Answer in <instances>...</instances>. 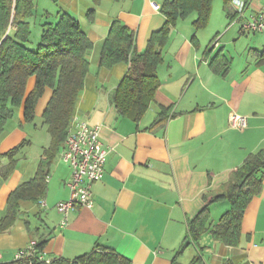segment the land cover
Returning a JSON list of instances; mask_svg holds the SVG:
<instances>
[{"label":"crops","instance_id":"0c3cea01","mask_svg":"<svg viewBox=\"0 0 264 264\" xmlns=\"http://www.w3.org/2000/svg\"><path fill=\"white\" fill-rule=\"evenodd\" d=\"M32 1L31 15L25 18L30 31L36 10ZM152 1L162 4V0H48L50 7L43 8L41 27L66 13L78 21L93 45L73 117L99 126L100 139L110 151L102 178L91 185L92 207L75 206L66 226H60L56 210L69 198L71 169L60 159L62 148L45 167L44 205L24 198L12 209L11 193L37 175L50 143L49 137L39 154L30 158H18L19 149L13 170L4 174L9 164L4 155L31 144L21 130L26 123L22 106L14 110L0 134L1 264L14 261L17 251L31 241L43 242L39 254L49 262L112 250L131 264H189L195 256L205 264L225 260L264 264V177L260 193L244 211L237 246L215 241L209 232L197 242L188 238V222L204 208L211 225L229 210L226 200L213 199L222 194L231 173L249 154L264 153V31L253 38L242 36L240 21L232 23V6H224L223 0H213L204 27L212 28L207 39L200 36L203 28L194 29L193 21L179 20L174 38L162 50L155 101L134 122L120 116L112 103L128 66L100 67V51L111 22L119 20L134 32L136 52H143L151 34L165 21ZM262 2L252 0L244 17ZM90 9L94 10L91 20ZM212 60H216L214 69ZM33 84L31 78L27 92ZM50 95L46 90L35 106L41 118ZM162 111L164 118L159 117ZM15 112L17 121L8 130ZM231 113L246 118L243 129L229 126Z\"/></svg>","mask_w":264,"mask_h":264},{"label":"trees","instance_id":"16d2710c","mask_svg":"<svg viewBox=\"0 0 264 264\" xmlns=\"http://www.w3.org/2000/svg\"><path fill=\"white\" fill-rule=\"evenodd\" d=\"M213 0H165L159 11L165 18L162 27L154 31L143 52L135 50V34L119 20H113L100 51L99 66L110 69L125 63L128 68L112 95V103L118 114L137 122L155 101L159 86L157 67L162 62V50L169 41V35L179 20L190 15L195 30L208 23ZM230 0H223L227 6ZM32 0H0V134L5 122L14 110L22 106L23 119L31 122L35 116V106L46 90L50 98L43 110V123L50 137L48 148L44 150L37 175L20 185L10 195V206L16 208L20 199L30 198L39 203L45 192V178L49 165L57 156L68 133L76 102L84 88L88 73V56L92 43L80 27L78 21L66 13H59L55 23L42 25L39 43L35 50L27 48L31 31L25 18L31 15ZM94 10L87 12L89 20ZM212 60V68H216ZM224 67L223 64L220 66ZM213 68V69H214ZM34 78L32 89L27 92L28 81ZM167 111V110H166ZM166 111L159 117L164 118ZM19 147L4 156L9 164L3 169L9 174L14 168V157ZM264 177V153L249 154L231 173L222 194L213 201L226 200L230 208L221 215L214 225L209 223L206 208L188 222V238L197 242L205 232L220 243L237 246L240 242V228L244 211L251 199L260 193ZM43 242H36L40 253ZM1 264V263H0ZM2 264H131L112 250H93L74 260L55 259L49 263L37 257L14 260ZM171 264H177L172 261ZM189 264H205L200 256H195ZM222 264H231L225 260Z\"/></svg>","mask_w":264,"mask_h":264},{"label":"built area","instance_id":"2783aa9c","mask_svg":"<svg viewBox=\"0 0 264 264\" xmlns=\"http://www.w3.org/2000/svg\"><path fill=\"white\" fill-rule=\"evenodd\" d=\"M251 3L252 0H230L232 23L240 21L239 28L242 34H257L264 31V0L259 8L244 17V13ZM150 4L154 10L159 11V5L153 1ZM213 45L217 46V42H214ZM228 124L230 127L240 130L246 126V118L231 113L228 116ZM109 151L110 149L105 147L100 139L99 126H90L86 122L72 117L60 153L62 162L68 164L71 169V177L67 182L69 198L56 205V210L61 215V227L68 224L69 214L75 206L92 207L91 185L102 178ZM39 204L44 205L42 200ZM34 257L49 263L37 253L35 241L29 242L25 248L15 254V260Z\"/></svg>","mask_w":264,"mask_h":264},{"label":"rangeland","instance_id":"374dc122","mask_svg":"<svg viewBox=\"0 0 264 264\" xmlns=\"http://www.w3.org/2000/svg\"><path fill=\"white\" fill-rule=\"evenodd\" d=\"M165 0H162V2H164ZM35 12H34V18L33 21L31 22V36L29 39V42L27 43V48L35 50L37 48V45L39 43V38H40V33H41V24L44 22L43 16H42V10L43 8H47L50 7V3L48 2V0H35ZM214 5V2H213ZM215 6V5H214ZM230 6L228 7V9L230 10ZM196 15L192 14L190 15L188 18L182 20L184 21L183 23H191L194 19H195ZM181 21V20H180ZM181 21V22H182ZM178 23V25H180V23ZM174 30L172 29V31L170 32L169 35V39L172 37V39L174 38L175 34L173 32ZM212 31V28L210 26V24L207 25L206 28H203L200 32V36L203 37V39H207L210 36V33ZM254 35L256 34H244L242 36L244 37H255ZM16 114V112L14 113V115ZM17 116L15 115L12 120L8 121V130L11 129L12 126V122L16 123L17 121ZM22 126H24L23 130L26 133V140H30L31 144L30 145H21L20 146V150H19V154H18V158H30L31 156L37 155L39 154V152L42 149V144H47L48 143V132H47V127L46 125L43 123V119L41 118V116H38L35 114L34 119L32 122H26L24 123ZM47 142V143H46ZM46 146V145H45Z\"/></svg>","mask_w":264,"mask_h":264}]
</instances>
